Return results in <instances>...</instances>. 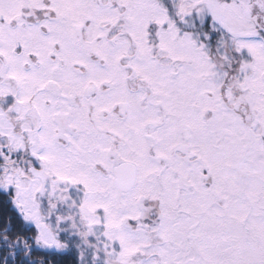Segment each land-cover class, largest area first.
<instances>
[{
  "label": "snow or ice",
  "instance_id": "1",
  "mask_svg": "<svg viewBox=\"0 0 264 264\" xmlns=\"http://www.w3.org/2000/svg\"><path fill=\"white\" fill-rule=\"evenodd\" d=\"M0 264H264V0H0Z\"/></svg>",
  "mask_w": 264,
  "mask_h": 264
}]
</instances>
